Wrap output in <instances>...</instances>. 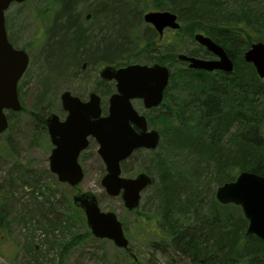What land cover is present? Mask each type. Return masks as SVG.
<instances>
[{"label": "trees", "instance_id": "trees-1", "mask_svg": "<svg viewBox=\"0 0 264 264\" xmlns=\"http://www.w3.org/2000/svg\"><path fill=\"white\" fill-rule=\"evenodd\" d=\"M133 1L139 0H125L121 4L118 0H98L89 8L95 16L118 10L124 21L123 13L127 18H139L147 10V3L134 5ZM74 3L75 0H60L59 8L68 24L64 30L67 37L62 42L73 47L71 62L76 64L82 58L78 48H85L86 36L84 29L76 25L79 14L71 11ZM129 4H133L131 9ZM151 7L168 10L182 22V31H170L161 41L166 44L165 55L146 60L176 66L170 72L169 84L177 92L173 95L168 86L157 114L153 118L148 116L152 127L160 126L159 144L164 153L152 154L151 167L156 177H152L141 211L139 207L133 210L139 222L130 233L127 231L128 235L134 234L141 242L151 241L153 250L175 258L179 264H264V242L247 233L248 220L240 207L219 203L214 192L215 186L234 180L241 171L264 177V78H259L251 63L243 61L251 43L264 41V0H152ZM125 21L120 31L122 37L133 19ZM182 32L189 38L202 32L222 46L234 63L232 72L189 69L186 63L179 62L173 43ZM116 35L118 42L111 39L97 52L90 48L86 60L89 56L96 59L97 55L120 56L126 49L120 43L119 32ZM151 38L152 34L142 41V51L153 50ZM55 54L54 58L62 59L58 52ZM38 114L41 111L33 114L36 126L44 118ZM10 124L9 120V129ZM140 151L143 150L135 152L132 159ZM125 163L122 168L127 171ZM214 173L215 183H206ZM80 219L84 221V216ZM5 225L0 223V228ZM89 234L86 228L84 235ZM75 242H60L57 249L69 252ZM48 243L54 248V241Z\"/></svg>", "mask_w": 264, "mask_h": 264}, {"label": "rangeland", "instance_id": "rangeland-1", "mask_svg": "<svg viewBox=\"0 0 264 264\" xmlns=\"http://www.w3.org/2000/svg\"><path fill=\"white\" fill-rule=\"evenodd\" d=\"M118 1L120 4L125 2V0ZM97 2L98 0H75L71 8L72 12L79 14L76 17V25L84 29L83 34L86 36L84 49L92 48L97 52L105 48L111 39H117L118 42L120 38L116 34L119 32V36L122 35L120 31L124 28L122 26L125 19H133L128 25L126 35L121 36L120 43L126 50L116 57L112 55L101 58L95 55L96 59L89 56V60H86V57L82 56L76 68L82 70L81 65L86 63V70L78 76L71 74L78 71L74 70L75 64L71 62L72 55L75 54L73 47L63 44L62 41L67 37L64 31L55 32V29L65 28L68 25L67 23L62 25L65 13L61 15L60 0H27L25 3L13 4L5 13L8 37L12 38L16 48L26 50L30 63L18 89L23 111L8 112L10 129L0 135V223L5 225L6 222L5 227L0 228V264H61L60 261L63 264H133L135 261L141 264H179L175 258L172 259L170 256L169 258L153 250L149 244L151 241L143 239L141 242L134 234L128 235L127 231L130 233L139 222V216L133 213V210L126 211L119 196L113 198L104 191L100 180L105 175L106 169L103 161L94 151L91 152L93 156L90 157L88 151L91 150H86L89 156L87 155L88 159L83 158L85 175L82 183L70 187L67 183L59 182L49 171L48 156L51 146L48 139L40 135L33 120V114L38 111H41L38 115L44 117L48 113L57 112L62 90H69L73 95L86 99L98 80V89L102 93V107L106 108V100L116 89L115 82H104L99 78L98 71L102 67H123L135 63L157 64L159 62L156 60L150 62L146 60L165 55L164 51L167 48L164 46L166 44L161 42L163 38L157 31L151 30L150 23L143 20L144 13L156 10L151 7L152 0L133 1L134 5L147 3L145 7L147 10L142 12L139 18H127L128 16L123 13V18L126 17L124 21L121 19L122 13L119 14L118 10L110 9L95 16L91 8ZM133 4H129L130 9ZM117 5L111 4L113 7ZM179 22L182 28V22ZM44 29L48 31L54 29V31L53 34L47 32L50 36L49 41L41 44ZM168 32L169 30L164 34ZM149 33L152 34L154 48L144 52L140 49L141 44H144L142 41L150 36ZM59 41L60 46L57 45ZM176 41L173 44L177 55L184 53L191 56V52H196L199 58H213V55L203 51L205 50L203 46L201 48L192 37L189 38L186 32H182ZM260 41L264 43L263 40ZM82 49V47L78 48L79 52L84 50ZM54 51L58 52L62 59L54 58L56 55ZM160 64L168 66L170 72L173 68L176 69L175 65L172 67L167 63ZM169 86L172 94L176 95L177 88L172 84ZM133 106L151 118L159 110L147 112L138 100L133 102ZM153 128L160 132L159 125ZM160 148L158 145L152 150L153 152L140 151L136 153L134 159H132L133 154L125 163L127 171L123 168V175L133 177L139 172H145L151 178H155L154 169L151 167L154 157L152 154L161 156L164 151ZM175 155L182 156L180 153ZM214 176L215 173L206 183L216 180ZM218 187H214V192ZM148 188L142 195L138 211H141L145 197L149 196ZM76 191L93 193L97 196L103 211L110 210L117 214L124 225V234L129 239L130 255L122 248H117L109 239L94 238L91 234L84 235L87 228L85 215L77 211L72 204V197ZM83 216L84 221L80 219ZM59 225H66L67 228H61ZM48 241L55 242L54 248H50ZM74 241L76 242L69 252H60V247L57 249V244L60 242Z\"/></svg>", "mask_w": 264, "mask_h": 264}, {"label": "water", "instance_id": "water-1", "mask_svg": "<svg viewBox=\"0 0 264 264\" xmlns=\"http://www.w3.org/2000/svg\"><path fill=\"white\" fill-rule=\"evenodd\" d=\"M25 0H0V134L8 128L6 111H20L17 93L18 80L22 77L29 59L23 49L12 47L6 37L4 11L10 2ZM143 20L150 23L154 31L162 36L164 29L178 30L180 23L170 11H149ZM193 39L210 52L214 58H197L180 53L178 61L188 63L190 69L213 72L220 70L230 73L234 63L214 40L202 32L195 33ZM244 61L252 63L259 78H264V43L253 42L243 55ZM100 78L115 80L116 92L108 99L107 115H102L100 98L91 92L89 100L82 102L70 92L61 95L63 109L68 112L65 122L50 114L45 123L54 126H79L78 138L70 136L63 143L56 141V147L49 155L50 171L57 175L60 182L74 186L81 182L84 172L78 163L79 153L87 146V137L94 136L98 142V153L106 173L101 185L110 197H120L126 210H133L140 204L142 193L151 185L152 178L145 172L136 176L122 175L121 164L127 161L134 151L142 148L154 150L158 147L160 133L149 129L143 114L136 111L132 101L141 99L145 109L158 107L163 101V93L169 82V68L164 64H129L123 67L104 66ZM91 117L94 119L91 120ZM215 198L222 204L238 205L248 220L247 233L257 235L264 242V177L255 172L242 171L228 183L219 185ZM73 204L81 208L86 217V226L94 238L109 239L117 248L128 249V238L124 235L123 225L113 211L100 209L97 197L91 192L75 194Z\"/></svg>", "mask_w": 264, "mask_h": 264}, {"label": "flooded vegetation", "instance_id": "flooded-vegetation-1", "mask_svg": "<svg viewBox=\"0 0 264 264\" xmlns=\"http://www.w3.org/2000/svg\"><path fill=\"white\" fill-rule=\"evenodd\" d=\"M5 26H6V19H5ZM54 27V26H53ZM54 29H52V30H50V31H48V30H46V29H44V37L42 38V42H41V44H43V42L44 43H46V42H48L49 41V35H47V32H52ZM6 32H7V26H6ZM47 36H48V38H47ZM7 37H8V34H7ZM8 41H10V43L12 44V46L14 47V48H16L15 47V44H14V42L12 41V38L11 37H8ZM29 57V56H28ZM78 66V64L77 65H75V67L74 68H76ZM82 70H78L77 68L76 69H74V70H78L77 72H75V73H73V72H71V74L72 75H76V76H78L79 74H81L82 72H84V70H86V63H84V64H82L81 65V67H80ZM100 72H101V69L98 71V75H99V78H100ZM22 79H20V81H21ZM102 80L104 81V82H114V81H107V80H104L103 78H102ZM99 81V80H98ZM98 81H97V83H98ZM20 83V82H19ZM97 83L94 85V89H91V91H90V93L91 92H95V93H97V95L99 96V98H100V101H101V98H102V93L100 92V90L98 89V85H97ZM63 92L61 93V95L64 93V92H68V91H64V90H62ZM70 92V94L71 95H73L72 94V92L71 91H69ZM90 93H89V95H88V98H86V99H82V98H80V97H78V96H76V95H74V96H76L78 99H80L82 102H86V101H88L89 100V96H90ZM61 95H60V100H59V103H60V106L58 107V109H57V112H51V113H48L47 115H46V117H44L42 120H41V122H39V124H38V131H40V135H42V137L43 138H45L46 140L48 139V142H49V144H50V146H51V150H50V153L54 150V148L56 147V141H58V140H60V141H62L63 143H65V142H67L69 139H70V136H73V137H76V138H78L79 136H78V132H79V126H77V125H71V126H68V125H64V126H58V127H56V126H54V123H53V125H52V127L50 128L49 126H47V123H45V120H46V118L50 115V114H54V115H56V116H58V120L61 122V123H63V122H65V120L67 119V117H68V112H66L64 109H63V106H62V103H61ZM112 95V94H111ZM107 101V106H106V108L105 107H102V101L100 102V108H101V112H102V115L101 116H103V115H107V109H108V105H109V101H108V99L106 100ZM152 109H148V111H151ZM94 118L93 117H91V120H93ZM87 146H86V148L85 149H83L80 153H79V155H78V157H77V159H78V161H79V164H80V166H81V168H82V170L84 171V175H85V170H84V167H83V158H85L86 157V159H88L87 158V155L88 154H86L87 153V151L88 150H91L90 152L88 151V153H90V157L91 156H93V154L91 153V152H95L96 153V156H98L99 158H100V156H99V153H98V149H99V145H98V142H97V140H96V138L94 137V136H88L87 137ZM87 150V151H86ZM50 155V154H49ZM89 156V155H88ZM48 158H49V156H48ZM101 161H102V159H101ZM84 178V177H83ZM82 181H83V179H82ZM72 187H76V186H72ZM76 194H78V193H81V192H78V191H76L75 192Z\"/></svg>", "mask_w": 264, "mask_h": 264}, {"label": "bare ground", "instance_id": "bare-ground-1", "mask_svg": "<svg viewBox=\"0 0 264 264\" xmlns=\"http://www.w3.org/2000/svg\"><path fill=\"white\" fill-rule=\"evenodd\" d=\"M102 10H104V9H98L97 11H102ZM78 13V12H77ZM62 25H65V23L64 24H62ZM54 27H55V25H54ZM65 30V28H57V29H55V32H57V31H64ZM54 31V30H53ZM53 31H52V34H53ZM64 34L66 33V31H64L63 32ZM202 48V47H201ZM232 49H234V50H236V46H232L231 47ZM203 51H205L207 54H210L208 51H206V50H203ZM89 52H90V50L89 49H84L83 51H82V54L84 55V56H88L89 55ZM82 55V56H83ZM195 57H197L198 55H194ZM197 58H199V57H197ZM81 60V59H80ZM79 62V61H78ZM75 63H73V65H74ZM78 63H76L75 65H77Z\"/></svg>", "mask_w": 264, "mask_h": 264}]
</instances>
